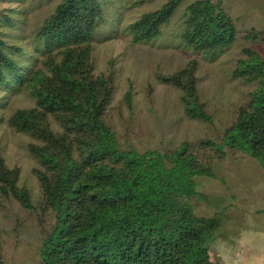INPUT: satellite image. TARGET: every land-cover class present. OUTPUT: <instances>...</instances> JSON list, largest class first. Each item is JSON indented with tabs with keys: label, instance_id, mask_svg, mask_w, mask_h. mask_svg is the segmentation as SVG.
I'll return each instance as SVG.
<instances>
[{
	"label": "trees",
	"instance_id": "1",
	"mask_svg": "<svg viewBox=\"0 0 264 264\" xmlns=\"http://www.w3.org/2000/svg\"><path fill=\"white\" fill-rule=\"evenodd\" d=\"M104 0H61L38 28L35 50L44 54L30 68L18 60L19 45L0 34V87L23 86L34 100L7 119L33 142L28 150L44 211L54 222L42 238L40 264H211L210 243L222 217L198 215L191 204L196 175L213 176L212 162L225 146L264 166V57L243 47L232 75L257 86L220 137L183 141L170 150L125 145L107 119L115 92V70L96 73L92 38L105 21ZM183 0H168L145 11L126 27L135 43L162 35ZM178 37L196 53L225 52L240 39L264 37L245 32L222 0H195L182 14ZM191 59L160 82L181 91L184 114L213 123L202 101ZM132 103V93H126ZM211 148L209 154L200 150ZM20 168L10 167L0 148V194L26 210L35 208L31 191L20 185Z\"/></svg>",
	"mask_w": 264,
	"mask_h": 264
},
{
	"label": "rangeland",
	"instance_id": "2",
	"mask_svg": "<svg viewBox=\"0 0 264 264\" xmlns=\"http://www.w3.org/2000/svg\"><path fill=\"white\" fill-rule=\"evenodd\" d=\"M61 0H0V34L9 45H19L24 54L18 60L33 68L44 54L35 50L38 28ZM168 0H104L105 21L93 35L95 72L115 70V92L107 119L125 145L138 150L170 151L183 141L214 139L220 142L233 123L238 108L251 99L253 82L232 75L242 48L253 47L264 57V37L249 40L239 34L225 52L196 53L180 41L179 25L185 7L195 0H183L161 36L135 43L127 25L145 11ZM239 28L264 31V0H222ZM191 59L199 61L196 75L202 101L213 115V123L188 118L180 101L181 91L160 82L158 74H170ZM132 93V103L126 93ZM34 100L17 84L0 87V148L10 167L20 168V185L31 191L35 208L26 210L13 197L0 194V264H40L42 238L54 222L41 204V192L33 169L38 166L28 150V134L8 125L18 108L31 107ZM211 148L200 152L209 154ZM225 154L214 158L213 176L196 175L191 199L198 215L219 214L222 225L210 243L211 264H264V166L247 153L225 146Z\"/></svg>",
	"mask_w": 264,
	"mask_h": 264
}]
</instances>
